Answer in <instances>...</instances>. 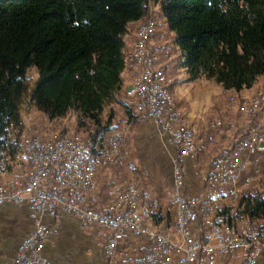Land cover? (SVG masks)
<instances>
[{
    "label": "built area",
    "instance_id": "2783aa9c",
    "mask_svg": "<svg viewBox=\"0 0 264 264\" xmlns=\"http://www.w3.org/2000/svg\"><path fill=\"white\" fill-rule=\"evenodd\" d=\"M156 32V13L148 10L145 35L137 36V30L134 34L138 38L134 54H140L141 64L126 67L133 71L126 101L135 113L144 114L155 123L166 140L176 145L179 156H190L195 149V138L189 124L179 120V109L167 100L166 63L171 51L163 38L157 47L153 46L150 37ZM240 112L248 122L228 150L211 161L203 193L188 195L184 191L182 170L177 160L174 161L173 235L156 226L158 201L137 181L127 183L112 208L98 209L86 203L95 170L103 164L122 162L127 153L117 130L95 141L92 148L76 133L43 137L31 132L22 136L16 150L25 161L24 173L0 179V204L24 203L31 221L16 253L15 264H51L40 253L49 232L41 214H53L58 208L86 225L105 229L102 247L106 257L113 254L117 237L124 230H130L147 238L138 264H212L216 254H225L231 249L241 250L239 264H255L264 252V223L241 212L238 204L225 208L223 198L238 200L242 188L235 179L237 172L244 163L253 166L255 158H248L247 154L258 148L264 150V144L259 145L264 142V87L243 98ZM208 124L212 128L230 125L221 118H211ZM8 155L6 140L0 147V173L7 169Z\"/></svg>",
    "mask_w": 264,
    "mask_h": 264
},
{
    "label": "trees",
    "instance_id": "16d2710c",
    "mask_svg": "<svg viewBox=\"0 0 264 264\" xmlns=\"http://www.w3.org/2000/svg\"><path fill=\"white\" fill-rule=\"evenodd\" d=\"M158 6L188 77L204 75L235 91L264 74V0H0V147L16 150L23 131L19 104L25 68L37 72L32 106L49 120L73 112V126L92 145L109 129L124 66L127 22ZM131 104L124 105L133 117ZM241 212L264 223V196L243 194Z\"/></svg>",
    "mask_w": 264,
    "mask_h": 264
},
{
    "label": "crops",
    "instance_id": "0c3cea01",
    "mask_svg": "<svg viewBox=\"0 0 264 264\" xmlns=\"http://www.w3.org/2000/svg\"><path fill=\"white\" fill-rule=\"evenodd\" d=\"M155 5L157 8H152V11L158 13V6ZM143 19L127 22L121 33L123 62L134 43L136 27ZM173 37V31L164 25L160 31L151 35L150 40L157 47L162 38ZM173 52L172 59L166 63V68L173 76L169 89L175 105L182 110L193 131L194 152L190 156H179L176 145L166 140L150 118L133 111L134 115L130 117L124 106H121L118 116L110 119L112 123L115 121L129 126L128 154L122 163L103 164L95 170L93 186L85 198L86 203L94 208L109 209L127 183L140 182L141 188L149 191L158 201L156 226L172 235L174 210L169 194L174 161L177 160L181 166L184 191L188 195L203 193L211 161L228 150L231 141L248 122L240 112L243 98L264 87V74L259 75L251 86L238 91L224 89L220 83L204 75L189 78L185 66L181 65L180 49L174 45ZM119 76L120 89H124L127 98L131 91L127 87L131 83L133 71L124 65ZM226 96L231 100V104L227 105L229 111L234 113L233 119L227 120L230 124L228 128H212L208 124V111H219ZM108 133H104L103 138ZM247 157L255 158L253 166L244 163L235 176L242 188L240 197L256 192L264 196V150L258 148L254 153L247 154ZM23 173L24 171L18 175ZM12 174H15V170L8 168L0 173V179ZM245 177L247 180H244ZM223 202L225 208H232L237 204L226 198H223ZM41 220L49 228V232L43 239L40 253L51 264H138L137 260L147 243L144 235L124 230L117 237L115 251L110 257H106L102 247L105 236L103 227L86 225L60 208L53 214L42 213ZM30 227L31 221L24 203L0 204V264H15L16 253ZM241 259V250L231 249L225 254H216L213 262L239 264ZM255 264H264V252L256 258Z\"/></svg>",
    "mask_w": 264,
    "mask_h": 264
},
{
    "label": "rangeland",
    "instance_id": "374dc122",
    "mask_svg": "<svg viewBox=\"0 0 264 264\" xmlns=\"http://www.w3.org/2000/svg\"><path fill=\"white\" fill-rule=\"evenodd\" d=\"M155 4L156 3H154V2H149V9H148L149 13H151V12L154 13V11H152L154 9H152V8H157ZM156 17H157V29H158V31H160V29H162L164 27V25H166V24H165L164 19L161 17V15L159 13H156ZM145 22H147V23L145 24ZM147 24H148V15L145 16L144 19L136 27V30L138 32V36H144L145 35L144 32H145ZM136 30H135V32H136ZM165 39H166V47L168 50L171 51V58H169V61H170L172 59L173 53H174L173 49H172L174 46V43H173L172 39H170V38H165ZM136 40H138V38H134V43L132 45V48H133V46H135V44L138 43V41L136 42ZM126 55L124 57V65L126 67H132L133 64H131L129 61H127ZM137 64H141V63H137ZM24 76L26 78L27 85H26L25 90L21 94L20 104H19V112H20L22 121H23L24 126H25V130L23 131L22 136H24L26 134H30L32 132V133H39L43 137H50V136H54V135L66 132V133H76L86 140L85 132L82 130V128L81 129H75L73 126V112L72 111H68L63 117H61L59 119L49 120L45 114H43L41 111L36 110L32 106L31 101H30V88H31L35 78L37 77V72H36L35 66L34 65L27 66L25 68V71H24ZM168 78L170 80L168 86H170L172 79H173V76H172L170 71H168ZM168 91H169V94H170L171 99L173 101V97H172V94L170 92L169 87H168ZM117 98H118V101L111 100L107 105L104 106V108L101 111V118L102 119H104L106 117L107 113H110L111 117H113V118L117 117L118 116V110L121 108V106H124L125 104H127L126 96H125L124 92L123 93L120 92V94L117 95ZM173 104H174V106H176L174 101H173ZM227 104H231V100L229 97L226 96L223 99V103L221 104V109L219 111H217V112L214 111L213 113H211V110L208 111V115H207V118H209L208 121L211 118H221L225 122H227V120H229L231 118L233 119L234 113L231 110L229 111ZM130 108H131V111L134 112L133 107L131 106ZM177 108L179 109L178 112H180L179 114H180L182 120L186 121L182 110L179 107H177ZM111 119H110L109 129L107 132H110L111 130H117L119 132L120 137L123 140V143L127 147L126 148L127 153L124 156V158L126 159V156L128 154V140H127V138H128L129 126L126 124L122 125V124L117 123L115 121H114V123H112L113 121H111ZM186 123H188V122L186 121ZM125 159L123 160V162L125 161ZM120 163H122V162H120ZM115 164H119V163H115ZM178 164H179V162H178ZM25 167H26L25 161L23 160V156L21 155V152H19V150H14L13 152L9 153L7 169L11 168L12 170H15V174H18V173L20 174L24 171ZM182 176H183V172H182ZM92 186H93V178H92V185L88 189L87 193L92 188ZM183 186H184V183H183ZM140 187H141V185H140ZM169 195L171 198V188H170V194ZM171 202H172V199H171ZM233 202H235V201H233ZM158 206H159V204H158ZM237 223L239 224V222H237Z\"/></svg>",
    "mask_w": 264,
    "mask_h": 264
},
{
    "label": "bare ground",
    "instance_id": "6f19581e",
    "mask_svg": "<svg viewBox=\"0 0 264 264\" xmlns=\"http://www.w3.org/2000/svg\"><path fill=\"white\" fill-rule=\"evenodd\" d=\"M147 22H145L146 24ZM144 24V25H145ZM156 27H157V17H156ZM157 32H158V29H157ZM145 33V32H144ZM137 36H138V32H137ZM138 40H136L137 42ZM167 48V47H166ZM138 49V43L135 44V46H133V48L127 53L126 55V59L127 61H129L131 64H137V63H141V57H140V54H134V51H136ZM173 49V48H172ZM169 58H171V53H170V56L168 57V62H169ZM128 64V63H127ZM169 78H168V72H167V79H166V87H167V100L170 101V102H173L172 99H171V96L169 94V91H168V85H169ZM180 112H178V118L179 120H182L180 114ZM214 264V262L212 263Z\"/></svg>",
    "mask_w": 264,
    "mask_h": 264
},
{
    "label": "water",
    "instance_id": "95a60500",
    "mask_svg": "<svg viewBox=\"0 0 264 264\" xmlns=\"http://www.w3.org/2000/svg\"><path fill=\"white\" fill-rule=\"evenodd\" d=\"M129 88H131V83H129V87H127V90H129ZM264 144L263 141L259 142V145L262 146Z\"/></svg>",
    "mask_w": 264,
    "mask_h": 264
}]
</instances>
